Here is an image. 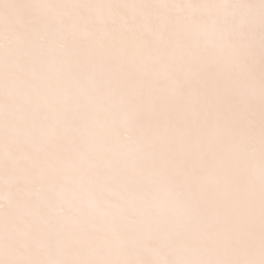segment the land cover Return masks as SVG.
<instances>
[{
	"label": "snow or ice",
	"instance_id": "snow-or-ice-1",
	"mask_svg": "<svg viewBox=\"0 0 264 264\" xmlns=\"http://www.w3.org/2000/svg\"><path fill=\"white\" fill-rule=\"evenodd\" d=\"M0 264H264V0H0Z\"/></svg>",
	"mask_w": 264,
	"mask_h": 264
}]
</instances>
